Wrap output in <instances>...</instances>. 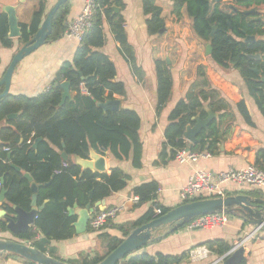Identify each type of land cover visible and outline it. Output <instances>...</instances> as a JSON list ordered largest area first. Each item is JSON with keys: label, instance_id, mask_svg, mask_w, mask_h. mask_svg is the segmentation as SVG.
Returning a JSON list of instances; mask_svg holds the SVG:
<instances>
[{"label": "trees", "instance_id": "1", "mask_svg": "<svg viewBox=\"0 0 264 264\" xmlns=\"http://www.w3.org/2000/svg\"><path fill=\"white\" fill-rule=\"evenodd\" d=\"M31 1L38 2V9L34 12L29 25L20 26L22 36L17 40L22 44L32 38L45 17L46 0ZM94 1L96 8L91 28L79 41L71 62L63 63L60 68L61 81L69 83V91L74 93L73 98L61 104L60 82L54 81L45 93L35 98L7 96L0 101V125L4 122L6 124L0 129V161H6L9 155L8 161L13 166L20 167L29 174L33 182L39 185L36 201L38 207L42 206L34 219L33 229L19 235L18 239L29 241L31 246L55 259H57L54 256L55 249L49 248L41 240H35V237L41 234L45 240L55 242L73 238L75 235L73 223L76 221V216H69L68 209L74 204L84 208L91 203L93 207L95 203L107 199L112 193L123 190L127 180V177L118 169L110 170L109 175H97L89 171L82 172L80 167L70 160L66 161L67 168L55 174L54 171L61 166L60 154L64 152L68 157L77 156L87 159L90 149L98 153L108 151L117 160L131 159L133 167L141 166L142 145L138 133L140 127L138 115L124 108H120L117 112H104L97 106L98 103H104L107 100L125 97L124 85L115 80L116 71L113 63L101 52L105 44L104 23L110 25L134 75L141 76V70L136 64L134 53L122 29L123 19L120 13H116L113 9H124V0ZM167 1L171 3L172 15L176 19H179L182 11L185 10L191 22V31L205 46H211L212 51L209 57L216 65L222 69L232 68L239 72L250 97L264 114V83L261 82V78L264 77V41L259 39L264 36V14L261 13L264 10V0ZM252 9L255 10L253 13L244 14ZM142 10L148 17L147 34L158 36L159 30L164 25L161 17L162 10L155 6L154 0H142ZM68 12L69 1L60 6L55 13L47 41H57L63 37L68 26ZM212 28H214V35L210 37ZM246 36H254L255 41L245 43ZM12 45V39L8 38L7 15L0 12V46L10 48ZM255 54L260 55V60L248 58L249 55ZM154 68L157 85L155 112L159 114L169 101L172 79L166 61H155ZM254 68L258 70V75L252 71ZM197 77L198 82L191 86L185 99L180 100L169 115V125L164 133L166 143L161 150L162 158L166 157L167 148L170 149V159H174L176 150L180 149L187 148L193 152L207 151L209 153L216 149L217 139L214 138V131L211 129L208 134L202 135L199 145L187 146L183 139L186 127L193 125L191 121L193 117L199 116L202 119L206 117L203 103L207 101L213 103V90L209 89L202 67L197 68ZM82 84L87 94L80 93L79 87ZM237 109L244 121L252 125L243 101L237 104ZM11 114H18V116L7 120V116ZM36 139L40 141L34 149ZM28 140L30 144H27ZM4 148H8V152H5ZM253 165L258 168L264 167V150H258ZM4 171L5 184L4 187L2 184V187L6 192V202L24 211H30L32 196L30 183L21 172L9 165L4 166ZM157 192L158 185L155 182L143 183L133 188L132 195L138 200L128 205L131 209H136L145 203H150L151 207L147 212L135 222L118 227L122 233V239L108 236L103 255L65 263L97 264L121 244L131 230L170 211V208L156 202ZM154 208L160 210V216L154 217ZM94 209L98 210L96 207ZM0 225L3 229L5 223L0 221ZM87 231H89L88 227ZM198 246L206 247L209 253L217 258L224 257L233 248L224 240L206 241ZM188 254L189 251L179 256L135 253L129 257L128 263L181 264L188 258ZM6 257L33 264L14 255ZM215 264H222V261Z\"/></svg>", "mask_w": 264, "mask_h": 264}, {"label": "crops", "instance_id": "2", "mask_svg": "<svg viewBox=\"0 0 264 264\" xmlns=\"http://www.w3.org/2000/svg\"><path fill=\"white\" fill-rule=\"evenodd\" d=\"M56 2L57 0H46L45 16ZM84 2L85 0H69L68 24L78 16ZM154 4L162 10L161 17L164 21L163 32L158 36L147 34L146 20L148 17L143 14L142 0H124V9H118L117 12L123 19L122 24L125 26L122 29L125 32L127 43L134 53L136 64L141 70L140 77L135 76L132 72L121 52L120 44L116 41L110 25L107 23L103 25L105 44L101 49V52L109 58L115 67V80L121 82L125 87V97L118 98L120 108L134 111L140 119L138 133L142 145L141 166L133 167L131 159L117 160L108 151L101 153L105 156L106 174L109 175L112 169H118L127 177V180L123 190L112 193L103 200L104 204H101L97 209L109 207H122V209L100 231L91 233L92 231L89 230L90 232L87 234L74 235L73 238L66 241H50L49 244H46L49 248L55 249L54 256L61 261L79 260V256L84 254H87L86 258L93 259L95 256L104 254L108 236L123 238L118 227L135 222L151 207L150 203H145L136 209H131L128 204H131L134 197L132 195L133 188L147 182L157 183L156 202L163 207L173 209L181 204L179 192L193 170L221 172L229 168L241 169L247 165L255 164L256 153L258 150H264V114L250 97L239 72L232 68H220L206 55L201 58L197 56L198 59L194 61L191 56L184 54L185 48L189 47L186 45V35L193 34L190 29L191 22L186 16L185 10L182 11V16L176 19L172 15L170 2L154 0ZM8 6L14 8L20 27L30 24L34 12L38 9V2L0 0V12L4 13L3 8ZM261 13L264 14V10ZM182 24H187V30L182 27ZM259 39L264 41V36ZM12 41L13 45L10 48L0 46V79L13 56L23 46L17 39H12ZM77 47L78 42L69 41L63 37L57 41H47L16 65L7 96L35 98L45 93L51 83L56 81V73L60 72L62 64L71 62ZM166 59L169 61L167 66L172 79V89L169 101L157 114L155 112L157 85L154 63L158 60L166 61ZM198 67L203 68L209 89L213 90L214 94L213 103L204 102L203 109L205 112L211 111L216 116L210 124V129L214 131V138L217 139L216 149L210 153L211 156L207 159L199 160L191 165H181L169 158V148L165 150V158H162L161 150L166 143L164 133L169 125V115L176 104L185 99L191 86L198 82ZM0 90L2 92L3 88ZM70 95L72 99L74 93L70 92ZM240 101L244 102L252 125H248L240 115L237 109V104ZM3 126H6L5 122L0 125V129ZM186 143L187 146L193 145L187 141ZM5 149L8 148L3 150L5 151ZM7 157L9 158V155ZM8 158L6 161H0V181L3 179V187L5 165H9L15 170L19 168L18 172L25 174L20 167L13 166ZM224 190L226 196L244 194L264 200L263 191L249 187L239 188L229 184L224 187ZM80 209L77 206L74 212H78ZM32 227L33 224L30 229ZM252 232L253 228L244 223L242 219L228 216V223L222 228L195 231L183 228L166 239L147 245L137 253H148L149 255L162 253L179 256L183 252H188L199 244L211 240H224L234 247ZM7 236H9L8 233H0V238ZM102 236L105 237L103 238L105 241L100 243L99 239ZM243 248L245 258L242 264H264V230L257 231L252 238L246 240L243 243ZM218 259L210 254L200 262L192 263L186 258L181 264H215ZM0 264L26 263L16 258L0 256Z\"/></svg>", "mask_w": 264, "mask_h": 264}, {"label": "water", "instance_id": "3", "mask_svg": "<svg viewBox=\"0 0 264 264\" xmlns=\"http://www.w3.org/2000/svg\"><path fill=\"white\" fill-rule=\"evenodd\" d=\"M18 1L23 2L24 0ZM68 1L69 0H57L46 14L36 33L27 43L23 44L13 56L9 66L0 79V89L3 88L2 92L0 90V101L8 95L11 77L16 65L47 42L48 36L52 30V19L55 13L60 6ZM113 9L116 13L118 12V9ZM233 10L236 11L235 8H233ZM3 11L7 15L8 38H21L22 33L17 23L14 8L8 6L3 8ZM254 11L255 10L252 9L251 11L244 12V14L248 15ZM163 29L164 26L159 30L158 35L162 34ZM213 35L214 28H212L210 37H213ZM244 41L245 43L254 42L255 37L246 36ZM211 51V46L206 45L205 55L210 56ZM248 58L258 61L260 60V55H249ZM166 64L169 65L168 59H166ZM252 71L256 75L259 74L256 68ZM56 81L60 82V87L62 89L61 104H63L65 100L71 99L69 83L61 81L60 72L56 73ZM261 81L264 82V78L261 79ZM119 105L120 103L118 100H107L104 103L97 104V106L104 112H117L120 109ZM206 115L207 116L204 119H200L199 116H195L191 119L193 125L187 126L183 133V139L185 141L193 145L199 144L202 141V137L199 138V136H201L202 133H209L210 124L216 116L209 110L206 111ZM17 116L18 114H11L8 115L6 119H15ZM39 141V139H36L33 148H36ZM60 157L62 161L70 160L74 165L79 166L82 172L89 171L92 174L97 175L106 174L105 156L92 149H90L87 159H81L77 156L68 157L64 152L60 154ZM16 170L19 171V168H16ZM23 177L30 183V191L32 194L30 211L27 212L17 206L9 205L5 200V190L3 188L0 190V207L2 208L0 210V219L5 223L3 229L0 225V233H8L9 235L0 238V256L14 255L33 264H67L64 261L57 260L49 256L47 253L40 251L38 248L31 246L29 241L18 239L19 235L30 230V226L34 222V217L37 215V212L42 209L41 207L38 208L36 201V193L39 185L33 182L29 174L25 173L23 174ZM1 183H3V179L1 180ZM101 204H104L103 200L95 203L93 207L91 206V203H88L78 212H74V209L77 208L76 204L68 209L69 216H77L76 221L73 223L75 235L85 233L88 227L90 214L93 213L94 207L100 208L99 206ZM214 214H225L227 216L238 217L242 219L244 223L251 226L253 231L264 230V200L261 198H252L248 195L238 194L234 196L193 200L180 204L166 214L155 218L142 226L134 228L128 233L121 244L97 264H129V257L139 252L147 245L167 238L174 232L184 228L193 219ZM39 236L42 243H50V241L45 240L41 234H39ZM244 258V248L243 246H239L233 250L227 258L222 257L218 260L222 261V264H242Z\"/></svg>", "mask_w": 264, "mask_h": 264}, {"label": "built area", "instance_id": "4", "mask_svg": "<svg viewBox=\"0 0 264 264\" xmlns=\"http://www.w3.org/2000/svg\"><path fill=\"white\" fill-rule=\"evenodd\" d=\"M95 8L96 3L94 0H85L78 16L69 22L63 34V38L79 43L84 33L90 29L93 24ZM124 26L123 24L122 27ZM79 91L81 94H87L83 84L80 85ZM27 144H30V140L27 141ZM5 151H8V149H5ZM210 156L211 154L207 151L193 152L188 149H180L176 150L174 160L181 165H191L199 160L207 159ZM67 167V162L62 161L60 169L55 170L54 173L59 174L62 169ZM229 184L239 188L249 187L264 192V167L258 168L250 164L241 169L229 168L221 172L193 170L179 192V201L183 204L198 199L225 197L226 192L224 187ZM1 189L2 183L0 181V190ZM137 200L136 197L132 198V202L134 203H136ZM121 209L122 207H109L103 210L98 209L97 211L94 209L93 213L90 214L88 229L92 232L100 231L109 221L117 216ZM158 216H160V210L154 208V217ZM227 223L228 216L225 214L205 215L191 220L184 228L188 231L214 230L226 226ZM256 232L257 231H253L251 234L246 235L245 239L234 246L224 257L229 256L237 247L243 246V243L252 238ZM35 239H40V236L37 235ZM209 255L210 253L206 247L197 246L189 250L188 260L192 263H196L205 260ZM218 262L221 261L217 260V263Z\"/></svg>", "mask_w": 264, "mask_h": 264}, {"label": "rangeland", "instance_id": "5", "mask_svg": "<svg viewBox=\"0 0 264 264\" xmlns=\"http://www.w3.org/2000/svg\"><path fill=\"white\" fill-rule=\"evenodd\" d=\"M182 27L187 30V24H182ZM186 45L189 46L188 48H185V51H183L184 54L186 55H189L192 57V59L195 61L198 57H203L205 55V44H203L202 42H200L199 40L196 39V37H194L193 34H189V35H186ZM90 231H86L85 233L83 234H87L89 233ZM91 233H94V232H91ZM83 234H80V235H83ZM105 238L104 236H102L101 239H99L100 243H102V241L104 242L105 240L103 239ZM87 254H84V255H81L79 256V258H82L83 256L85 257ZM59 259V258H57Z\"/></svg>", "mask_w": 264, "mask_h": 264}]
</instances>
